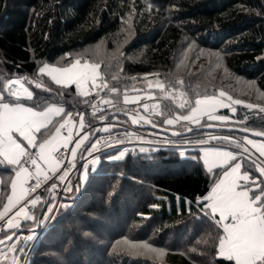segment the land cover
<instances>
[{
	"label": "trees",
	"instance_id": "16d2710c",
	"mask_svg": "<svg viewBox=\"0 0 264 264\" xmlns=\"http://www.w3.org/2000/svg\"><path fill=\"white\" fill-rule=\"evenodd\" d=\"M75 61L98 64L95 91L83 94L75 84L58 86L39 73L45 62ZM214 66L225 69L222 77L207 74ZM149 73H158L162 87L136 81ZM12 78H23L32 97L12 94L7 86ZM233 79L247 85L246 92L227 82ZM252 89L260 91L256 99ZM177 90L179 102L167 98ZM134 93L143 94V101L162 95L158 114L143 112L159 126L183 131L215 123L264 132V0H0L1 102H24L38 110L59 104L64 112L84 105L83 127H90V135L79 154L86 146L85 156L101 134L115 132L116 144L124 140L123 127L112 125L100 128L89 142L102 116L140 113V104L123 102L124 95ZM211 96L228 99L235 111L228 106L215 113L226 118L167 122L175 114L187 116L198 99ZM97 99L109 104L92 112ZM107 119L130 123L125 113ZM53 123L38 132V143ZM211 132L222 134L220 142L246 135L197 128L180 136L196 143ZM162 141L116 145L82 162L42 231L38 224L36 240L25 241L17 228L0 229V240L17 232L0 245V264H9L2 254L12 244L15 264H236L219 254L222 222L205 199L224 167L211 173L196 157L198 146L186 147L185 156L172 141ZM121 148L126 151L117 156ZM245 152L240 154L244 167L251 176L260 174L258 158ZM14 172L15 166L0 156V211ZM44 200L35 207L36 219L47 211L49 199L43 209ZM257 264H264V257Z\"/></svg>",
	"mask_w": 264,
	"mask_h": 264
},
{
	"label": "crops",
	"instance_id": "0c3cea01",
	"mask_svg": "<svg viewBox=\"0 0 264 264\" xmlns=\"http://www.w3.org/2000/svg\"><path fill=\"white\" fill-rule=\"evenodd\" d=\"M15 94H17V92ZM17 96H19V94H17ZM138 96H140L139 99H137ZM134 97L137 100L135 99V101H132ZM144 97L145 96L140 93L126 94L123 96V102L126 104L137 103L139 100H142L141 102H143ZM216 97L218 96L202 98H206L205 103L196 109L194 113L192 110L191 113L187 115L186 119L191 120L193 118H201L207 116L208 114L206 115V113L222 109L223 104L221 103V99L223 98ZM208 98H210V101ZM2 103L1 113H3L6 107L12 109L13 111H19V108H22L20 106L11 105L15 103ZM53 119L55 122L63 121L61 127L54 128L55 123L53 125V130L50 134L48 133L42 141L38 143L36 140L34 142L31 141L33 139L31 138L26 142L22 138L23 146L21 149H18L17 147L19 144H16L17 151L21 156L17 163H13L12 159H10L11 156L10 153H8L9 149L1 147L0 145L1 158L15 166V172L10 181L9 194L3 208L0 211V218H8V224L5 229L17 228L18 231H22L20 237L24 235L23 238L25 241L28 239L34 240L37 234V232H35L34 236L28 238L27 231L31 229L36 231L38 224H46L49 212L59 199L57 187L53 188L49 195V205H47V211L43 215L40 214L38 219H36L35 207L38 206L41 198L45 199L47 190L51 185L59 183L63 193L67 190L68 183L73 175L72 171L74 168H77L79 164V161L77 162L79 151L90 135V127H83V114L79 118H75L72 115V112H64V107L62 106V111ZM23 122L25 123L20 125V127L22 126L21 129H25L28 125V123H26V119ZM4 123L6 124L7 122L4 121V118H0V130ZM108 127L109 126L107 125V128ZM11 128L12 130L9 134H12L14 130H16V127ZM42 128L43 126H41L40 129ZM38 130L35 128L33 131L36 133ZM8 137H10L11 140L13 139L10 135ZM15 142L19 143L18 140H15ZM243 142L251 150L258 154V156L253 155L258 158V161L260 160L257 164L260 165L263 170H258L260 174L254 176L250 175V178H252L248 182L254 185L252 190L250 189L252 194H248V197L244 195L241 197L239 194L237 195L235 190L231 191L225 198V201L222 202V205H224V212H215L221 220L223 227V236L219 242L218 249L222 252V256L232 257L236 264H257L264 257V190L260 189V179H264V159L262 157L264 156V139L262 138V140L258 141L249 140ZM61 145L71 147L70 154L72 166L63 170H61L59 164L53 158V151ZM248 152L250 151L248 150ZM32 154L34 156L33 171L42 180L43 189L40 190L39 197L30 199L29 202L34 205V210L30 211L26 204H24L27 192L23 187V181L28 175V168L25 166V159L26 156ZM240 186L241 185L237 187ZM232 192L235 193V197L234 194H231ZM42 194L43 197L41 196ZM34 221H36L37 224L31 226ZM23 226L27 227L25 233L23 232ZM13 249L14 247L11 245L8 250L11 252ZM17 255L18 254H12L9 256L11 258H16Z\"/></svg>",
	"mask_w": 264,
	"mask_h": 264
},
{
	"label": "rangeland",
	"instance_id": "374dc122",
	"mask_svg": "<svg viewBox=\"0 0 264 264\" xmlns=\"http://www.w3.org/2000/svg\"><path fill=\"white\" fill-rule=\"evenodd\" d=\"M196 59V58H195ZM199 60L197 59V62ZM197 62L193 63L196 64ZM197 67L199 64L196 65ZM195 67V66H194ZM211 70L206 71L208 73H217L219 77H222L225 73V69L221 66H214L211 67ZM194 69V68H193ZM39 73H41L44 77L49 79L51 82L58 86H67L71 84H75L79 91L83 94H89L92 91H95L97 87L99 86V66L97 63L90 62V61H75L68 65H59L55 63L45 62L43 63L39 68ZM145 83L149 88H157L162 87V82L159 79L158 73H149L145 74L142 77L136 78V81ZM237 79H233L231 81H227L230 84H234L235 88L243 92L247 90L248 86L239 83L236 81ZM10 92L17 96L19 94V97L21 98H28L30 95V90L27 88V86L24 84L23 78H12L8 84H7ZM22 87V88H21ZM23 88L25 91H23ZM251 89V88H250ZM254 89V88H253ZM252 89V90H253ZM17 92V94H15ZM244 93V92H243ZM253 93L255 95V99L260 96L258 90H253ZM182 95L180 90H177L175 93L170 94L167 96V98H172L175 102L180 101V96ZM140 96H138L137 99H139ZM159 98V99H158ZM157 99L155 97H152L149 100H145L141 102L140 100L137 101V104H140V110L143 112H147V110H153L154 113H159L160 104L163 102L161 100L163 97H158ZM219 98V97H216ZM135 97L132 101H135ZM136 99V100H137ZM202 99V98H201ZM198 99L197 106L193 109V113L196 109H198L202 104L205 103V99ZM210 101V98H208ZM221 99V98H220ZM103 100V99H101ZM204 100V101H203ZM221 103L223 104V108L229 106V110L231 112L235 111V108L230 106V102L228 99L225 101L221 99ZM260 103H263V100H259ZM15 104H11L13 106H20L22 108H19V111H13L12 109H9L6 107L1 113V106L3 103L0 101V118H4V121L7 123L2 125V128L0 130V145L1 147H4L6 149H9L10 156L13 161V163H17V161L20 159L18 149H21L23 146L22 138L27 142L31 138H33L31 141H36L38 139V132L41 130V126L43 128L46 127L47 124H55V127H61V124L63 121H54V117L58 115L62 111V106L59 104L51 105L47 108H44L42 110H38L34 108L33 106H30L29 104L26 105L23 104L24 102H14ZM263 105V104H262ZM8 106V105H7ZM260 108V105H258ZM24 108V109H23ZM217 111H213L208 114V116H216L219 117L218 114H215ZM3 114V117H2ZM138 114V113H137ZM145 115V114H144ZM220 117L226 118V115H220ZM187 116H181L179 114H175L173 117L169 116L167 119L168 123H175L177 120H190L186 119ZM202 118V117H201ZM26 119V123H28L27 127L25 129H21L20 125H22L24 120ZM53 119V120H52ZM195 119V120H194ZM200 118H193L190 121H198ZM52 120V121H51ZM131 122V120H130ZM49 124V125H50ZM45 126V127H44ZM11 127H16V130L12 134H9L12 130ZM107 126L104 125L103 128L105 129ZM35 128L40 129L36 133L33 131ZM22 130V131H21ZM140 130H148V128H145V126H141ZM155 130V129H151ZM150 131V130H149ZM154 131L148 132L146 135L140 134V138L143 140H140L142 144H158L157 140H163L162 142H168L172 141L173 145H176L180 148V153L182 155L187 154L186 147H192V146H198L199 152L197 154V158L201 160L204 167L208 169L211 173L216 172L215 169L219 167H224L218 178L213 183L210 191L208 194H206L205 199L208 201V205L211 207V210L215 213H223L224 212V205H222V202L225 201V198L231 191H236L237 195L239 194L241 197L244 195L248 197V194H252V187L254 186L252 183H249L248 181L252 178H250V170L244 167V155L240 156V152L238 151V147H240V151L244 152L249 150L252 154L255 156H258L253 150H251L243 141H249V140H262V138L253 136L251 134L243 135L241 138H237V141H239V144L236 141V138L234 141H230L232 139L231 137L229 140L220 142L218 136L222 134H215L214 132H211L206 136L205 139H201L196 143L189 142V140L186 137H180L175 135H167L163 132L158 131L157 134L153 133ZM13 138L12 140L10 137ZM153 135V136H152ZM225 136V135H224ZM228 136V135H227ZM154 138H157L156 141H154ZM242 139V140H241ZM15 140H18L19 143H16ZM185 141V142H183ZM4 143V144H3ZM16 144H19V146L16 148ZM141 144V145H142ZM96 140L91 144L90 149L87 151L88 153H91L92 151L96 150ZM126 151V148L118 149L116 154L117 156H121ZM188 155V154H187ZM264 159V156H262ZM260 168V169H258ZM257 170H263L262 167L259 165V167H256ZM263 173V172H262ZM264 174V173H263ZM241 185L240 187H237ZM240 188V191H239ZM231 194L235 193L232 192ZM228 203V202H227ZM57 203H55L56 205ZM55 205L53 208H55ZM4 217L0 218V221L3 220ZM35 230H29L28 238H31L35 234ZM14 244H12V247ZM10 246V245H9ZM8 245L5 247L3 246L1 249L7 248ZM9 248L5 249L3 251V257L6 256V258H9V264L11 262H15L16 258H11L12 255ZM13 251V250H12ZM11 251V252H12ZM219 254L222 255V252L218 249ZM10 255V256H9Z\"/></svg>",
	"mask_w": 264,
	"mask_h": 264
},
{
	"label": "built area",
	"instance_id": "2783aa9c",
	"mask_svg": "<svg viewBox=\"0 0 264 264\" xmlns=\"http://www.w3.org/2000/svg\"><path fill=\"white\" fill-rule=\"evenodd\" d=\"M108 104H109V102L106 100L97 99V100H95V102L92 105H90V110L92 112H100L101 110L105 109L108 106ZM84 112H85V106L84 105H78L75 107L74 111L72 112V115L75 118H79ZM143 112L140 110L139 114L144 115ZM130 120H131L130 123H123V122H119V121L108 120L107 118L102 116L99 119V121L95 124V127L98 126V129H100L104 125H106V126L108 125L109 128L112 125H119V126L123 127V129H124L123 133L125 135V138H124V140H122V142L116 144L115 141L117 139V135L115 132H107V133L99 135L96 139V147H95L96 150L92 151L91 153L86 154L83 157L82 162H86L92 156L96 155L97 153H99L102 150L109 148V147H113L116 145H124V146L130 147V146H133L136 144H142V142H140V140H141L140 134L146 135L147 133L143 130H140V128H141V126L142 127L148 126V124L144 120H142V119H140L134 115L130 116ZM238 151L240 152V154H246L245 151L244 152H241L240 150H238ZM70 153H71V147L64 146V145L57 147L53 151V158L59 164L61 170L65 169L69 166H72ZM33 165H34L33 154L26 156L25 166L28 168V175H27L26 179L23 181V187L27 192V196H26V199L24 201V204H26L27 208L30 211L34 210V205L29 202L30 199L39 197L40 196V190L43 189V182L34 173ZM76 169L77 168L73 169L72 174H74ZM59 199H60V197H59ZM59 199H58V201H59ZM58 201L56 203H58ZM56 205H55V208H56ZM55 208H53L51 210V214H50L48 220H50V218L52 217V215L55 211ZM7 224H8V218H4L3 220H1L0 221V229L5 228L7 226ZM45 226H46V224L43 225V227L41 228V231L45 228ZM41 231H39L36 234V237L34 240H36V238L39 236ZM10 264H14V262H11Z\"/></svg>",
	"mask_w": 264,
	"mask_h": 264
},
{
	"label": "water",
	"instance_id": "95a60500",
	"mask_svg": "<svg viewBox=\"0 0 264 264\" xmlns=\"http://www.w3.org/2000/svg\"><path fill=\"white\" fill-rule=\"evenodd\" d=\"M28 97H32V94L30 93V95ZM120 113H125L128 116L134 115V116L144 120L148 124V126H150L151 128H153V129H155L157 131L169 134V135H175V136L186 135V134L190 133L192 130L197 129V128H204V129L221 128V129H225V130H237V131L245 133V134H251V135L258 136V137H264V132L261 131V130L251 129V128H247V127H241V126L215 124V123L205 124V125H202V126H195V127L183 130V131H178V130H175V129H172V128H169V127L159 126V125L155 124L154 121L151 118L147 117L146 115L139 114V113L138 114H134V113H129V112L126 113V112H122V111H114V112H110L109 114H106L104 117L107 118L108 115L120 114ZM95 128L96 129H95V131H94V133L92 135V138L90 139L89 142H92V140L96 136V133L99 130L98 126H96ZM85 149H86V146L81 150V152L79 154V164H78L77 168L80 167V165H81V163L83 161ZM75 181L77 183V173H76ZM55 187H57V190L59 192V197L60 198H65V194L62 192L61 187L59 186V183L53 184L47 190L46 197H45V200H44L43 209L46 206V203H47V201L49 199V195H50L51 191ZM77 192L79 193V185H78V183H77ZM16 233L17 232H14L11 235L1 239L0 240V245L10 241L16 235Z\"/></svg>",
	"mask_w": 264,
	"mask_h": 264
},
{
	"label": "bare ground",
	"instance_id": "6f19581e",
	"mask_svg": "<svg viewBox=\"0 0 264 264\" xmlns=\"http://www.w3.org/2000/svg\"><path fill=\"white\" fill-rule=\"evenodd\" d=\"M21 88H22V87H21ZM23 91H25L24 88H23Z\"/></svg>",
	"mask_w": 264,
	"mask_h": 264
}]
</instances>
